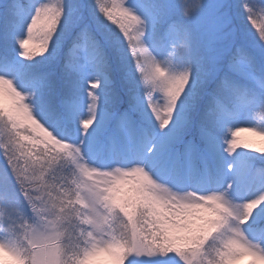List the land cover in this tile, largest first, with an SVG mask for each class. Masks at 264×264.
<instances>
[{"label":"snow or ice","instance_id":"1","mask_svg":"<svg viewBox=\"0 0 264 264\" xmlns=\"http://www.w3.org/2000/svg\"><path fill=\"white\" fill-rule=\"evenodd\" d=\"M241 132L264 140V0H0L13 264H264Z\"/></svg>","mask_w":264,"mask_h":264},{"label":"clouds","instance_id":"2","mask_svg":"<svg viewBox=\"0 0 264 264\" xmlns=\"http://www.w3.org/2000/svg\"><path fill=\"white\" fill-rule=\"evenodd\" d=\"M82 207H88L89 211H92L93 206L91 203L83 204ZM55 210L50 207H45L42 211L36 212V222L32 226L33 233L35 234H48L54 230L55 225L52 223V219L54 218ZM66 215L75 216L72 210H65ZM32 234V233H30ZM0 264H13L12 260L8 258L3 249H0Z\"/></svg>","mask_w":264,"mask_h":264},{"label":"rangeland","instance_id":"3","mask_svg":"<svg viewBox=\"0 0 264 264\" xmlns=\"http://www.w3.org/2000/svg\"><path fill=\"white\" fill-rule=\"evenodd\" d=\"M238 139L242 141H248L254 145L263 144L261 147H264V140L250 132H241ZM240 264H249V260L245 258L244 260L240 261Z\"/></svg>","mask_w":264,"mask_h":264},{"label":"trees","instance_id":"4","mask_svg":"<svg viewBox=\"0 0 264 264\" xmlns=\"http://www.w3.org/2000/svg\"><path fill=\"white\" fill-rule=\"evenodd\" d=\"M253 145V149L254 148H264V147H261L263 144H261V145H254V144H252ZM253 149H247V151H252ZM238 150H244V149H238ZM253 155H255V154H253Z\"/></svg>","mask_w":264,"mask_h":264}]
</instances>
